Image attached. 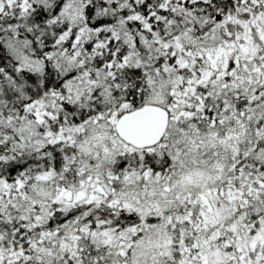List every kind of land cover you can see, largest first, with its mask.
<instances>
[{"label":"snow or ice","instance_id":"snow-or-ice-1","mask_svg":"<svg viewBox=\"0 0 264 264\" xmlns=\"http://www.w3.org/2000/svg\"><path fill=\"white\" fill-rule=\"evenodd\" d=\"M0 264H264V0H0Z\"/></svg>","mask_w":264,"mask_h":264}]
</instances>
